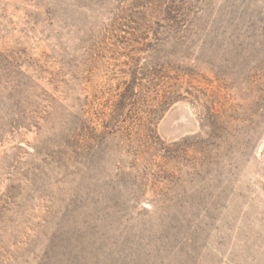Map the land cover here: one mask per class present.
Wrapping results in <instances>:
<instances>
[{
    "label": "rangeland",
    "instance_id": "374dc122",
    "mask_svg": "<svg viewBox=\"0 0 264 264\" xmlns=\"http://www.w3.org/2000/svg\"><path fill=\"white\" fill-rule=\"evenodd\" d=\"M0 264H264V0H0Z\"/></svg>",
    "mask_w": 264,
    "mask_h": 264
}]
</instances>
